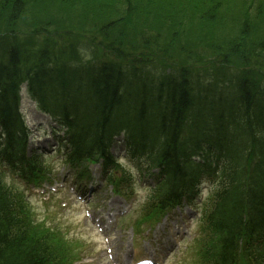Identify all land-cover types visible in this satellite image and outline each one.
<instances>
[{
	"label": "trees",
	"instance_id": "trees-1",
	"mask_svg": "<svg viewBox=\"0 0 264 264\" xmlns=\"http://www.w3.org/2000/svg\"><path fill=\"white\" fill-rule=\"evenodd\" d=\"M167 1L169 4L163 9L166 4L162 0H0V33L7 34V42H2L0 37V121L12 135L0 144L1 160L6 159L13 166L12 160L24 154L22 142L15 138L22 127L18 90L24 81L40 106L49 108L68 125L70 142L95 134L101 136L98 141L104 142L124 126L145 131L159 128L160 123L150 110L163 104L167 97L172 101L171 113L164 120L178 114L189 102L192 90L189 82L172 87L166 80L124 72L118 59L113 58L112 63L103 66H99V60L94 61L100 54H124L132 36L130 29L150 25L145 21L149 17L162 25L167 22L173 26L167 10L173 6L176 12L180 8L176 0ZM153 11L166 13L155 17ZM116 16L118 20L108 26L107 33L106 20ZM232 25L226 34L212 35L205 31V36L215 47L218 59L231 68L242 67L241 74L252 78L255 73L252 65L249 66L251 54H264V27L250 17ZM68 29H74L75 35L63 33ZM42 38L49 40L48 46L33 45ZM87 38L93 41L96 54L89 45L80 47ZM89 49L91 58L85 64L80 53ZM65 55L69 58H64ZM214 66L208 74H213ZM256 67L264 72V63H257ZM225 78L232 80L229 72ZM262 130L264 126H257V132ZM254 143L257 160H261L264 135L255 136ZM154 164L169 167L173 162L170 157H156ZM185 178L184 174L181 178L174 176L180 184L179 190L194 191L195 179L187 178L184 182ZM1 183L0 178V264H67L72 253L63 245V238L57 233L36 232L31 213L20 195L10 188L6 190ZM151 198L161 212L173 202L163 198L161 188ZM3 234L8 235L7 243L2 242ZM231 237L209 243L222 263L228 264L230 257L234 264L240 250L243 257L256 260L253 264H264V235L254 233L241 244L237 236Z\"/></svg>",
	"mask_w": 264,
	"mask_h": 264
},
{
	"label": "rangeland",
	"instance_id": "rangeland-1",
	"mask_svg": "<svg viewBox=\"0 0 264 264\" xmlns=\"http://www.w3.org/2000/svg\"><path fill=\"white\" fill-rule=\"evenodd\" d=\"M25 110L27 113V116L31 122L32 125H36L39 123L40 120H42V113L39 111V109L36 107L33 101H29L28 97H26V100L24 102ZM42 145V144H41ZM48 161L54 165V166H62L61 163L56 162L52 160L51 158L48 159ZM9 183L20 184L18 179H14L12 177L9 178ZM135 191L138 193L137 201L135 208H138L141 206L142 202L144 201L146 194L149 192V188H141L138 185L135 186ZM111 188L109 187L106 193L110 194ZM207 193V192H205ZM103 194H105L103 192ZM114 199V198H113ZM32 201V199H31ZM34 202V212L37 217L40 218H46L49 222H61L65 225V227L69 230L70 234L73 236L76 235V237H79L84 244H88L93 238V234L90 232L91 228L89 226H92L89 221H87L84 213L83 208L82 211L79 207H72V208H66L63 209L58 204L53 205L50 207L49 205H43L38 203L37 201L33 200ZM108 200L107 198H104V201L101 199L98 203L107 205ZM79 205V204H78ZM82 207V206H81ZM193 224L192 226L197 229V223L195 221V218L192 217ZM150 224L149 219L144 218L141 214H138L136 217H134V212L130 214V216L121 224V226L126 227V232H131L132 228H138L143 229L144 227L148 228V225ZM89 225V226H88ZM120 226H117V239L120 238L121 232L119 231ZM145 234V233H143ZM122 237V236H121ZM188 241H185L179 250V254L177 255V261L182 257V260L179 262V264H189V260L191 259L190 254H180L182 251H184L185 247L187 246ZM94 249V248H91ZM85 251V248H83V252ZM97 264H103L97 263Z\"/></svg>",
	"mask_w": 264,
	"mask_h": 264
},
{
	"label": "bare ground",
	"instance_id": "bare-ground-1",
	"mask_svg": "<svg viewBox=\"0 0 264 264\" xmlns=\"http://www.w3.org/2000/svg\"><path fill=\"white\" fill-rule=\"evenodd\" d=\"M32 28H34V27L26 26V29H32ZM34 29L37 30V28H34ZM64 58H69V56L65 55ZM3 235H4V240L2 242L7 243L8 242V240H7L8 235L7 234H3ZM9 244H11V247H12V243H9ZM7 251H9V250H7ZM7 251H5V252H7Z\"/></svg>",
	"mask_w": 264,
	"mask_h": 264
}]
</instances>
